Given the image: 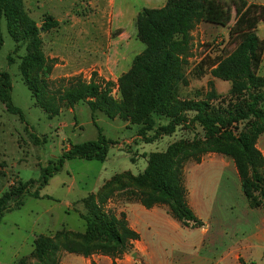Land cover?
<instances>
[{
  "label": "rangeland",
  "instance_id": "1",
  "mask_svg": "<svg viewBox=\"0 0 264 264\" xmlns=\"http://www.w3.org/2000/svg\"><path fill=\"white\" fill-rule=\"evenodd\" d=\"M165 1L24 0V9L37 25L44 14L59 21L58 27L41 33V49L49 62L45 68L32 70L21 65L26 43H15L2 21L0 71L8 73L11 101L24 113L29 129L0 102V196L18 180L38 179L41 169L54 162L69 144L96 139L98 128L116 143L109 145L104 161L65 160L39 189V197L25 194L18 208L3 214L0 264H61L67 253L104 255L93 248L88 256L81 253L85 221L80 214L90 213L95 206L117 217L124 213L126 224L132 230L136 224L143 235L142 240L140 236L137 242L131 240L128 251L110 257L106 264H264V211L248 206L233 158L212 150L195 151L194 142L204 137L197 124L188 128L177 125L173 133L144 143L136 135L141 124L135 115L134 96L122 100L118 77L144 49L136 36V15L143 7H161ZM221 2L230 11L228 25L200 20L190 27L185 55L172 64L163 105L153 114L154 128L166 124L175 111L180 112V102L207 100L209 106L221 108L242 106L247 101V97L231 94V80L212 74L235 46L229 38L235 19L233 0ZM260 23L257 35L264 39V22ZM93 73L113 83L110 97L126 113L112 110L114 116L109 117L97 110L91 116L85 101L62 99L72 77L88 80ZM255 73L264 74V52ZM256 146L264 155V133ZM170 147L186 149L183 184L187 201L203 226L184 227L168 213L155 223L160 228L149 232L142 211L134 209L127 216L131 204L145 208L139 202L141 187L134 177L143 172L150 153L165 152ZM38 237L52 238L55 246L47 247L41 260L34 249ZM250 245L253 248L247 249Z\"/></svg>",
  "mask_w": 264,
  "mask_h": 264
},
{
  "label": "trees",
  "instance_id": "2",
  "mask_svg": "<svg viewBox=\"0 0 264 264\" xmlns=\"http://www.w3.org/2000/svg\"><path fill=\"white\" fill-rule=\"evenodd\" d=\"M233 6L235 19L229 28V38L235 46L212 69V74L232 81L231 94L247 97L242 106L213 108L207 100L180 102V112L175 111L169 115L166 124L154 128L153 114L163 105L172 64L185 55L190 27L200 20L228 25L230 11L221 0H166L161 7H143L138 11L136 36L144 44V49L133 57L130 68L118 77V85L123 101L134 96L137 102L135 115L140 118L141 124L136 134L139 139L144 143L153 142L173 133L177 125L188 128L197 124L204 131V137L202 141L194 142L193 147L197 148L194 150H212L231 156L248 206L264 210V155L256 146L257 138L264 133V74L259 76L255 73L264 52V39L257 35L258 24L264 22V5L233 0ZM3 20L15 43H26L27 53L21 58L22 67L31 70L45 68L49 60L41 49V33L58 27L59 21L52 15L44 14L40 25H37L24 9V0H0V49L3 45ZM112 86L111 81L97 77L96 73L88 80L72 77L62 99L85 101L91 116L97 110L104 111L109 117L114 116L112 110L126 113L121 104L111 99ZM11 89L8 73L0 71V102L7 112L17 114L25 128L29 129L24 113L11 101ZM41 105L45 109L50 108L47 104ZM187 112L192 115L189 117ZM241 124L242 127L239 126ZM150 131L153 133L148 135ZM30 134L35 142H39L34 133ZM114 143L116 141L106 138L98 128L96 139L69 144L54 162L41 169L38 179L18 180L8 187L0 196V220L6 211L21 205L23 195L39 197V189L47 184L49 177L63 166L65 160L82 158L104 161L109 145ZM185 152L186 149L182 147H170L165 152L150 153L145 169L134 177V181L141 187L138 199L142 206L147 209L166 206L167 213L182 226L198 228L203 226V221L189 205L183 184ZM80 217L85 221L80 244L84 256L90 255L93 248L117 258L129 250L131 240L139 239V234L126 224L122 212L117 217L105 214L95 206L90 213L80 214ZM47 247L55 248L52 238L35 239L34 249L38 259H42Z\"/></svg>",
  "mask_w": 264,
  "mask_h": 264
},
{
  "label": "crops",
  "instance_id": "3",
  "mask_svg": "<svg viewBox=\"0 0 264 264\" xmlns=\"http://www.w3.org/2000/svg\"><path fill=\"white\" fill-rule=\"evenodd\" d=\"M264 5V3H259ZM262 23H259L257 26V30H259V27ZM259 37V36H258ZM260 39H263V37H259ZM263 57V56H262ZM143 207V206H142ZM136 209V210H140L142 211V213L144 214V218H145V222H147L146 224V229L150 232L154 231L156 229H159L160 227H157L159 224H155L158 223L159 220L161 219V217L163 218L165 215H167V207L166 206H154L151 207L149 209L144 208L143 210L138 206V204H131L128 208V215L127 216H131V212ZM264 211V210H263ZM261 225V220L260 223H258L257 228H259V226ZM133 229L139 233V236L141 238V240L143 239V235L141 230L136 226V224H133ZM256 230V228H255ZM257 235V233H255ZM259 236V234L257 235ZM138 240H136L137 242ZM146 247V245H144ZM247 249H252L253 246H247ZM261 256V254H260ZM111 261V258L105 255H100V254H92L89 257H83L81 255H75L73 253H67L65 256L62 257V261L61 264H106L107 261ZM103 262V263H102ZM253 263V260H252Z\"/></svg>",
  "mask_w": 264,
  "mask_h": 264
}]
</instances>
